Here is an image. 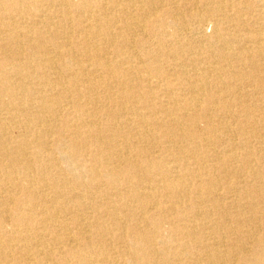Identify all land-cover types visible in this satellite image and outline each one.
Segmentation results:
<instances>
[{
  "label": "bare ground",
  "instance_id": "obj_1",
  "mask_svg": "<svg viewBox=\"0 0 264 264\" xmlns=\"http://www.w3.org/2000/svg\"><path fill=\"white\" fill-rule=\"evenodd\" d=\"M0 104V264H264V0H0Z\"/></svg>",
  "mask_w": 264,
  "mask_h": 264
},
{
  "label": "rangeland",
  "instance_id": "obj_2",
  "mask_svg": "<svg viewBox=\"0 0 264 264\" xmlns=\"http://www.w3.org/2000/svg\"><path fill=\"white\" fill-rule=\"evenodd\" d=\"M59 29V28H58ZM193 32H187V33H185L184 32V34L183 35H186L187 36V39H188V41L189 42H191V43H193V44H195V45H200V46H207V44L208 43H206L207 41L206 40H201L200 38H201V35H198V34H196L195 32L192 34ZM205 33L207 34V35H209L210 33H211V28L210 27H207L206 29H205ZM32 36H33V38L31 39L32 41H33V44L36 46V44L38 43V34H36V33H33L32 34ZM190 36H192V37H190ZM75 38V35L73 36V39ZM195 41V42H194ZM200 41V42H199ZM50 43V39H49V41H47L46 42V44H49ZM202 44V45H201ZM76 48L74 47L73 48V50H75ZM81 49H85L84 47L82 48L81 47ZM24 51H22V53H21V60H25V58H27V57H29V55H30V53H32L33 52V54H35V51L37 50V47H35V48H32V49H28V50H25V48L23 49ZM8 52H6V54H7ZM68 56H66V57H64V59L65 60H68ZM141 59H144V58H141ZM139 68L140 67V64L139 63H133L132 65H133V67L135 66V65ZM143 63H141V65H142ZM153 65H156V63H154ZM158 65H160V64H158ZM161 66V65H160ZM41 72H43V70L41 69L40 70ZM24 72V71H23ZM133 74H135V77H137L138 78V76H140V72H134V68H133ZM11 77H9L8 78V81L10 82V84H12V86H11V88L14 90V91H16V99H20V98H23V93L21 92V86H22V89L24 88V89H26L25 87H24V85L22 84L21 86L19 85L21 82H20V80H17L16 81V79H14V77H13V75L11 74L10 75ZM31 77H28V78H25V80H23V83L25 84V86L27 87V88H31L32 87V85H33V83H32V81H31V79H30ZM102 79H104L106 82H107V84L110 82V80L108 79V78H106V76L105 75H103L102 77H101ZM48 79V78H47ZM46 79V80H47ZM108 79V80H107ZM138 80V82H139V80L140 79H137ZM50 82V81H49ZM52 83V82H51ZM50 83V85H52ZM140 83V82H139ZM64 84L65 85H67V88H69L72 92H71V97H68L69 99L70 98H76V96H79V94H75V92H77L76 91V89H80L78 86L79 85H76V84H73V82L71 81V80H69V79H64ZM48 85V84H47ZM141 87V86H140ZM113 90V89H112ZM26 91H28V90H26ZM24 92V91H23ZM29 92V91H28ZM25 94H26V92H24ZM30 94V93H29ZM155 95H157L156 94V92H154V93H151L150 95H149V99H151V98H154L155 97ZM86 96L87 95H84V93H82L81 94V96H80V98L82 99V100H85V98H86ZM25 97H26V95H25ZM159 97H161V96H159ZM113 98V97H112ZM111 98V99H112ZM162 99V98H161ZM147 100L148 99H146V98H139V99H134V101L135 102H133L135 105H136V107H138L140 110H142V111H145L146 110V107H147ZM164 100V99H163ZM112 104L113 103H117V101L116 100H113L112 102H111ZM246 103H250V104H260L261 103V99H259L258 98V96L257 95H255L254 93L252 94V95H250L249 96V98H248V100H247V102ZM5 105V104H4ZM3 104H0V107L1 106H4ZM129 105H131V104H128V106L127 107H125V108H128L129 107ZM124 130H126L125 128H123L122 129V131H121V133H123L124 132ZM15 132H16V130H14ZM65 135H68V133H67V131H65ZM114 134H112L110 131H104L103 133H102V136L103 137H106L107 139H110V137H112ZM245 136V138H243V140L245 141V140H249V141H252V146H254L253 145V143H254V141L253 140H255V134H253V133H250V132H247L246 134H244ZM249 135V136H248ZM220 140H219V142L220 143H218L217 144V147H219L218 149H221V148H223L224 146H226L227 145V140H221V138H219ZM242 140L241 139V137L239 136V138H236V140ZM255 144V143H254ZM1 145V144H0ZM183 147H186L185 146V144H183ZM221 147V148H220ZM185 149H188V147H186ZM217 149V150H218ZM252 150H254L253 148H251ZM250 149V150H251ZM55 151V149L53 150V152ZM242 151V150H241ZM1 156V155H0ZM0 158H3L2 156L0 157ZM30 160L32 159V160H34V156L33 155H30ZM207 164L208 165H212L211 164V162H207ZM192 167H198V168H200V166L201 165H191ZM264 166V162L263 163H259V162H255V164H254V168H257V167H259V168H261L262 169V167ZM218 167H220V168H223L222 166H218ZM218 170V169H217ZM221 170H223V169H221ZM222 172V171H221ZM217 174H218V172H216ZM223 173V172H222ZM222 173H220L219 175H217V177L219 178V179H221V180H224L223 178H224V176L222 175ZM221 176H223L222 178H221ZM84 179L85 180H88L89 179V176L88 175H86V176H84ZM121 180V179H120ZM199 180V179H198ZM197 180V181H198ZM247 180H250V178L249 179H247ZM129 180H127V178L126 179H122L121 181H120V183H123L124 185H123V187H125L126 185H128V182ZM197 181H195V180H191V182H197ZM200 184V183H199ZM103 189H105L106 190V186L105 185H103ZM222 191H224V190H222ZM199 195H195L194 193H191L190 194V197H188V200L187 201H189L190 203H191V201L192 202H194V201H197L198 200V197ZM226 212V213H225ZM225 212H224V218H225V221L227 222V224L234 230V231H236V233H238V228H241L242 227V229H246L247 228V225H248V223H249V221H248V218H250L249 216H250V214L249 213H244V215H242V216H237L238 214H236V210L234 209V208H232V207H230V208H227V209H225ZM258 215V214H257ZM186 216H187V219H191V218H193L192 217V212H187L186 213ZM174 217V216H173ZM175 219H176V217H174ZM238 218H243V219H247V221H248V223H245V225H243V226H241V227H239V225L236 223V219H238ZM184 219H186V217H184ZM187 219H186V223L188 222L187 221ZM196 220V222H198L199 220H197V219H195ZM264 223V219H261L260 220V224L262 225ZM250 224V223H249ZM245 227V228H244ZM236 233H235V235H236ZM162 237H166L168 234H167V232H166V228L164 227L163 229H162ZM233 238H234V236H232ZM249 254H251V256H254V254H252V252H250ZM203 257V256H202ZM231 261V260H230ZM230 261L227 263V264H230ZM243 262H240L239 261V263L238 264H242ZM68 264H71L70 262L68 263ZM183 264H194V260L192 259V257L191 258H186V261L183 263Z\"/></svg>",
  "mask_w": 264,
  "mask_h": 264
}]
</instances>
